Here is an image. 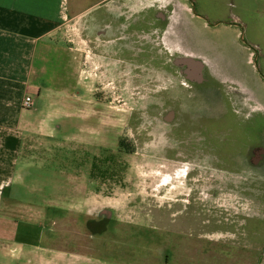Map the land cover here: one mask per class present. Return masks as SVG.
Listing matches in <instances>:
<instances>
[{
	"label": "rangeland",
	"instance_id": "374dc122",
	"mask_svg": "<svg viewBox=\"0 0 264 264\" xmlns=\"http://www.w3.org/2000/svg\"><path fill=\"white\" fill-rule=\"evenodd\" d=\"M151 3L159 4L161 11L173 5L166 33H160L159 40L152 36L148 38L152 52L169 40L205 33L206 29L193 23L190 6L185 1L151 0ZM193 9L198 14L195 5ZM80 24L78 27L76 23L66 22L59 28L57 38L81 59L80 74L86 85L85 108L80 104V121L74 118L77 112L69 109L72 118L66 126L67 132L73 134L77 132V121L84 125L85 149L81 147L76 152L70 149L71 145H66L63 149L54 147L38 151L30 161V167L22 169L23 184L18 187L21 206L32 205L47 212L46 220L28 223L31 232L27 231L28 226L22 229L26 241L51 248L53 253L50 251L47 257L39 256V262L264 264V171L258 173L257 178V172L245 174V196H240V201L237 193L222 191L215 183L216 195L209 200L205 194L206 186L200 182L196 183L200 199L189 204L186 201L189 198L184 196L191 195L186 175L189 172L184 166L173 171L179 166L169 167L171 162L165 169L162 165L166 164L160 159L163 144L158 87L161 79L151 68L138 73L137 70L122 71L118 65L112 75L100 74L95 59L97 50L94 44L83 41V25ZM207 40L200 41L202 47L213 46V43L234 52L238 45V39L228 31L222 32L214 41ZM167 46L171 53H176L175 45ZM84 60L87 68L82 66ZM248 61L252 59L248 58ZM166 130L172 131L170 127ZM48 142L55 146L56 141ZM94 164L99 168H94ZM92 170H95L94 176L99 172V181L91 174ZM77 172L81 174L77 188L85 201L69 205L66 202L75 196L73 178ZM196 174L194 179L199 178L200 174ZM220 177V173H214L213 179L220 181ZM230 178L238 180L232 175ZM181 198L182 202L179 201ZM65 204L68 208L58 210ZM60 211L61 214L57 213ZM82 212L103 218L111 216L112 225L109 226L108 219H103L101 236L90 239L87 233L81 234L79 215ZM52 220L57 224H52ZM68 236L76 248L64 254L55 251L66 250L64 240ZM94 239L100 243L96 254ZM45 240L51 241L47 245ZM77 245L84 247L80 250Z\"/></svg>",
	"mask_w": 264,
	"mask_h": 264
},
{
	"label": "flooded vegetation",
	"instance_id": "af4514ba",
	"mask_svg": "<svg viewBox=\"0 0 264 264\" xmlns=\"http://www.w3.org/2000/svg\"><path fill=\"white\" fill-rule=\"evenodd\" d=\"M133 1L101 0L93 14L94 19H91V14L81 22L83 41L94 44L97 50L95 59L99 63V73L112 75V70L117 71V65L122 71L129 69V72L153 69L161 79L158 87L163 144L160 159L166 164L162 167L166 169L171 162L173 164L169 167L179 166L173 171L184 166L189 172L186 175L191 195L184 194L189 198L186 199L189 204L200 199L196 184L200 182L206 186L205 194L209 200L216 195L215 183L218 189L237 193L240 201V196H245V171L261 163L264 136V108L257 101L256 91L261 72L252 47L239 35L235 37L238 39L236 50L229 58L223 46L202 47L200 41L206 38L191 35L161 43V47L152 52L148 38L152 36L159 40L160 33H166L173 5L162 11L159 4L140 6V12H137ZM109 2L113 4L110 6ZM190 10L195 19L197 12L191 7ZM205 24L209 31L217 27L221 29V26L234 29L238 25L234 19L206 21ZM135 44H138L136 48ZM167 44L175 45L176 53H171L168 46L165 47ZM213 48L221 51H213ZM246 48L251 50L252 61L249 64L253 68L250 85H244L241 72L244 60L241 50ZM86 63L85 60L82 62L84 68H87ZM244 86L249 87L250 92ZM167 127L172 131L168 132ZM93 167L99 168L96 164ZM195 173L196 176L200 174L198 179L193 178ZM214 173H220L222 180L215 181ZM231 175L238 178L237 182L230 180ZM99 176L97 172L94 177L99 181ZM81 214V234L87 233L90 239L101 236L103 219H108L109 226L112 225L111 216L103 218L89 212ZM95 239L93 251L96 254L100 243ZM64 244V253L76 248L69 236ZM80 245L77 247L82 250L84 246Z\"/></svg>",
	"mask_w": 264,
	"mask_h": 264
},
{
	"label": "crops",
	"instance_id": "0c3cea01",
	"mask_svg": "<svg viewBox=\"0 0 264 264\" xmlns=\"http://www.w3.org/2000/svg\"><path fill=\"white\" fill-rule=\"evenodd\" d=\"M100 2L0 0V264H46L39 262V256L47 257L51 251V248L39 247L23 238L24 226H28L26 230L31 232L28 223L46 220L48 216L46 209L32 207L29 202L25 203L31 206H21L23 202L18 187L23 184L22 169L30 167V161L38 151L54 147L63 149L66 145H71L70 149L76 152L81 147L85 149L84 125L80 124L82 117L78 115L80 104L84 109L86 103V85L80 74L81 59L78 53L57 38V32L66 22L80 27L81 20L87 16L92 14L91 19H94L93 14ZM111 4L113 2H109ZM132 4L137 12L141 7L152 5L151 0H134ZM188 4L192 9L195 5L198 10L193 20L195 24L206 29L205 33L195 36L214 41L222 32L228 31L236 38L240 35L252 47L261 72L256 87L257 101L264 108V0H191ZM221 19H234L238 25L234 29L217 27L213 31L205 27L206 21ZM224 50L230 58L232 52ZM241 51L244 52L241 69L244 85H250L253 68L248 58L251 50ZM244 87L250 92L249 87ZM26 96L33 101L30 109L22 106ZM69 109L77 112L74 118L79 120L77 132L73 134L67 132L66 126L72 118ZM48 141H56L55 146ZM262 142L261 163L246 170L245 174L257 172L256 177L264 171V136ZM80 176L77 172L73 178L76 182L75 196L66 204L85 201L77 188ZM66 206L58 210L64 211L68 208ZM61 211L57 213L61 214ZM51 223L56 222L52 220ZM41 238L43 241V234ZM50 241L45 240L44 243L48 245ZM55 251L64 254L65 249Z\"/></svg>",
	"mask_w": 264,
	"mask_h": 264
},
{
	"label": "built area",
	"instance_id": "2783aa9c",
	"mask_svg": "<svg viewBox=\"0 0 264 264\" xmlns=\"http://www.w3.org/2000/svg\"><path fill=\"white\" fill-rule=\"evenodd\" d=\"M22 106H23V108H25V109H30V108L33 106V101H32V99H31L29 96H26V97L23 99Z\"/></svg>",
	"mask_w": 264,
	"mask_h": 264
},
{
	"label": "trees",
	"instance_id": "16d2710c",
	"mask_svg": "<svg viewBox=\"0 0 264 264\" xmlns=\"http://www.w3.org/2000/svg\"><path fill=\"white\" fill-rule=\"evenodd\" d=\"M94 173H95V170H92V173L91 174L93 175V177H94Z\"/></svg>",
	"mask_w": 264,
	"mask_h": 264
},
{
	"label": "water",
	"instance_id": "95a60500",
	"mask_svg": "<svg viewBox=\"0 0 264 264\" xmlns=\"http://www.w3.org/2000/svg\"><path fill=\"white\" fill-rule=\"evenodd\" d=\"M187 1H189V2H190L191 0H187Z\"/></svg>",
	"mask_w": 264,
	"mask_h": 264
}]
</instances>
